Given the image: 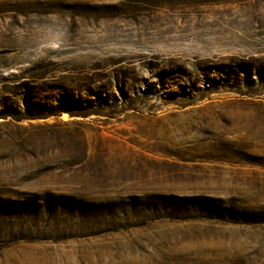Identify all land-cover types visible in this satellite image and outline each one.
<instances>
[{
	"label": "rangeland",
	"instance_id": "1",
	"mask_svg": "<svg viewBox=\"0 0 264 264\" xmlns=\"http://www.w3.org/2000/svg\"><path fill=\"white\" fill-rule=\"evenodd\" d=\"M0 264H264V0H0Z\"/></svg>",
	"mask_w": 264,
	"mask_h": 264
}]
</instances>
